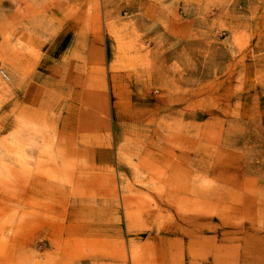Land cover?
<instances>
[{
    "label": "rangeland",
    "instance_id": "374dc122",
    "mask_svg": "<svg viewBox=\"0 0 264 264\" xmlns=\"http://www.w3.org/2000/svg\"><path fill=\"white\" fill-rule=\"evenodd\" d=\"M3 11L74 41L68 68L42 49L29 71L28 47L20 67L0 66V264L91 259L76 240L16 230L32 202L13 198V148H67L48 164L63 193L47 207L74 223L131 210L135 264H264V0H0ZM60 69L79 83L60 89ZM29 108L32 134L17 131L15 147L14 116Z\"/></svg>",
    "mask_w": 264,
    "mask_h": 264
},
{
    "label": "crops",
    "instance_id": "0c3cea01",
    "mask_svg": "<svg viewBox=\"0 0 264 264\" xmlns=\"http://www.w3.org/2000/svg\"><path fill=\"white\" fill-rule=\"evenodd\" d=\"M38 22L37 18L15 17L6 15L4 11L2 12L0 15V66L15 64L20 67L21 55L19 50L22 47H28V52L24 55V61L28 63L29 71L36 65L37 53L42 49L46 52L45 60L48 67L56 65L53 58H59L63 66L67 67V58L70 56L69 49L72 47V41L74 40L69 38V34L61 33L60 27L57 26L58 23L53 22L50 24L57 26V31L54 33L52 30H50L51 32L48 31L49 28L46 23ZM20 25L25 27L20 28ZM59 25H63V23L60 22ZM60 71L63 75L59 79L60 89L68 90L70 82H72L71 86H73L74 81L79 83L77 77L79 72H75L73 74L75 77L73 76L70 79L68 70L60 69ZM28 81L29 83H25L21 78L19 80L20 83H24L25 88L31 89L30 76ZM56 94H59V92H56ZM34 118L36 117L31 113L30 108L29 111L15 114V147L17 145L16 132L29 131L31 136V122ZM66 119H68V115ZM76 120L80 122L81 118L77 117ZM27 126L29 127L27 128ZM80 128L77 124V131H80ZM66 136H68V132ZM20 137L18 138L19 147L21 144ZM13 149L16 153L13 198L14 200L32 202L29 208L15 211L14 217L17 218L18 222V226H15L16 230L23 233L24 229L21 224H26L30 235L35 238L42 236L45 239H50L54 245H58L65 240H76L85 247V254L91 258L85 259L84 264H135L131 234L133 225L129 223L130 219L128 220L129 217L133 216L131 210L114 208L86 209L80 212V221L74 223L68 222L66 210L56 211L47 207L45 202L56 200L63 193L59 184H48L50 183L48 178H52L56 174L47 171L48 164L58 161L62 163L64 153L68 151L67 148ZM54 153H60V156L54 155ZM117 164L118 162L115 160L113 167L115 168ZM124 191L126 190L124 189ZM35 202L44 203L35 206ZM141 216H145L144 212ZM49 233L51 234L50 237L47 236ZM150 242L146 240L141 242L140 245L148 248ZM116 250H119L118 254ZM144 263H149V258L142 259L140 264Z\"/></svg>",
    "mask_w": 264,
    "mask_h": 264
}]
</instances>
